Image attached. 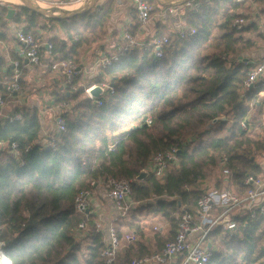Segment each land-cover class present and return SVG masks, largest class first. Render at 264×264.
<instances>
[{
  "label": "trees",
  "instance_id": "obj_1",
  "mask_svg": "<svg viewBox=\"0 0 264 264\" xmlns=\"http://www.w3.org/2000/svg\"><path fill=\"white\" fill-rule=\"evenodd\" d=\"M149 1L158 11L159 2ZM194 4L199 5L198 11H187L183 17L196 34L180 38L176 30L158 25L159 34L170 39L162 58L152 50L135 51L100 70L95 84L109 86L99 99L101 106L86 97L83 87L67 88L55 97V104L76 102V106L54 149L38 144L37 109H17L21 120L0 121V144L8 145L0 148V241L6 243L4 252L12 264H105L100 252L106 233L96 232L94 224L86 232L78 231L84 215L76 211L75 199L93 182L130 181V200L146 202V209L152 208L176 232L177 213L194 212L212 184L214 189L230 187L223 174L224 158L238 192L245 190L247 176L264 173V164L256 159L263 143L251 136L252 130L258 131L241 126L249 104L263 88L244 92L247 74L256 65L234 63V57L258 48L244 34L256 25L241 30L232 26L241 16L236 13L241 6L237 0H194ZM10 9L15 14L8 20ZM112 11L111 5L94 6L75 16L56 18L23 5L0 3V39L7 38L9 22L40 38V31L51 32L57 22L66 30V41L55 36L48 42L50 50L42 47V55L49 52V67L64 60L80 65L82 49L105 38ZM132 26V32L139 29L137 19ZM224 54L231 60H223ZM3 66L0 58V94L10 101L6 88L13 72L2 76ZM20 83L23 86L22 78ZM147 119L152 121L150 126ZM228 123L226 136L214 141L200 138ZM12 143L20 147L19 158L9 154ZM172 148L178 150L177 164L162 176L150 173L139 179L158 153ZM218 169L221 175L215 179ZM235 220V230L215 229L209 235L212 256L207 264H264V216L254 220L236 216ZM172 239H163L160 250ZM183 259L180 256L177 264Z\"/></svg>",
  "mask_w": 264,
  "mask_h": 264
},
{
  "label": "built area",
  "instance_id": "obj_2",
  "mask_svg": "<svg viewBox=\"0 0 264 264\" xmlns=\"http://www.w3.org/2000/svg\"><path fill=\"white\" fill-rule=\"evenodd\" d=\"M32 2H42L45 5L48 2L43 0H30ZM90 0H70L67 3H62L63 8H70L75 5L88 2ZM134 12L137 14L139 29L136 33L125 31L120 42L114 47L113 51L100 56L94 63L99 68H108L120 61L129 53L135 51L147 52L152 50L156 58H162L165 54V49L170 43L168 36L152 35L149 31L151 22L154 19L155 8L149 0H125ZM243 0H237L242 2ZM256 1V0H253ZM20 3V2H19ZM19 5V4H18ZM165 8V14L181 15L185 11H198L199 5L194 4V0H175L161 3ZM60 8V7H57ZM185 19V18H184ZM182 19V20H184ZM185 21V20H184ZM248 25V20L243 17L233 21L232 26L241 30ZM180 38H185L188 35L196 34L195 29L188 28L187 24L182 22L177 30ZM17 40L20 43L19 57L20 60H26L34 66L43 65L42 47L47 46L42 42L40 37L33 34H27L23 30H18L16 34ZM49 50L52 48L48 46ZM223 60H231L229 55H223ZM20 60L13 63V74L11 82L6 88V92L10 98H15L21 92V76L22 68ZM50 70L63 79L67 88L73 91H78L80 86L77 82L78 77L82 74V66H79L73 60H64L51 64ZM264 80V63L257 64L251 71L248 72L247 78L244 81V92L250 89L260 88ZM0 84H2L0 80ZM96 87L102 88V95L105 90L109 89L106 85L92 84L84 87L86 97L99 101L100 98L93 96L92 91ZM264 93L260 91L258 95ZM102 97V96H101ZM6 98L0 94V116L3 115L5 108L8 105ZM259 103L258 97L254 98L251 106ZM102 105V101H99ZM68 105L63 103L58 110V114L54 115V131L53 133L43 132V136L39 141V145L44 149H54L59 143V136L66 132L67 117L65 116ZM11 120H21L18 114L11 115ZM264 123V116H263ZM146 124H152L151 119L146 120ZM243 129H250V123L245 120L241 123ZM17 143H12L10 154L15 157H20V149ZM178 163V150L172 148L163 153H158L151 161L149 167L144 170L148 175L150 173L156 176H162L167 171L170 165ZM223 174L229 188L213 189L206 192L198 200L194 212L182 210L178 214V226L176 234L172 240L165 243L161 250L156 253L145 255L140 258H133L126 264H175L180 256L184 259L181 264H207L212 256V249L208 247L209 235L215 229L223 231L235 230L238 222L236 216H249L254 220L259 216H264V173L259 176H247L243 185L245 190L238 192L232 186L233 170L228 167V158L223 160ZM97 183L93 182L91 188L82 190L75 199V209L78 213L84 215V219L78 226V231L83 233L88 231L90 226V209L92 204L93 189ZM108 191V196L114 204V207L120 218H125L130 211L137 205L130 200L131 182L128 180H119L109 178L103 182ZM96 232H102V224L93 222ZM155 232L162 231V227H155ZM107 240L105 247L101 250L100 255L104 259L105 264H121L118 261V252L122 243H133L136 241V235L120 234L116 227L109 226L106 230ZM6 243L0 241V264H12L10 258L5 254L4 247Z\"/></svg>",
  "mask_w": 264,
  "mask_h": 264
},
{
  "label": "crops",
  "instance_id": "obj_3",
  "mask_svg": "<svg viewBox=\"0 0 264 264\" xmlns=\"http://www.w3.org/2000/svg\"><path fill=\"white\" fill-rule=\"evenodd\" d=\"M238 3H241V6L236 11V13L241 15L240 17L248 20V25H246V27L256 25L254 28L247 30V32L244 34L246 38L255 42L256 45H258V48L250 52H246L241 57H234V63H248V61H250L254 65L262 64L264 63V1L243 0L242 2ZM159 4V10L155 11L154 19L150 23L151 26L149 27V31L152 35L167 36V34H159L157 28L160 24H165L167 28L177 31L182 22L186 23L183 16L187 11L183 12L181 15H171L168 13L165 14L164 6H162L161 3ZM80 5L81 7H78ZM108 5L112 6L113 11L110 20L106 25L105 38L89 47L82 49L79 66H82L83 72L78 77L79 85H82L81 83L84 81H87L86 86L96 83L97 77L100 76V70L104 68H99L94 65L95 61L103 54L113 51L117 43L120 42V38L125 31L132 32V25L136 23L137 16L129 3H127L125 0H90L70 8H65L66 10L88 11L94 6L106 7ZM54 24L55 26H53V28L52 25L50 26L52 28L51 32L40 31L38 33V35L41 36L42 42L47 45L45 46L47 50H49L48 46L50 45L48 42L55 36L58 37V40L66 41V30L61 27L60 23L56 22ZM18 30L23 29L21 26L9 22L7 28V38L5 40L0 39V58L4 60V66L1 69L2 76L7 75L9 72L11 74L14 69V61L20 59L18 53L19 44L16 37ZM137 31L132 33H136ZM71 46V43H68V47ZM49 55V52H44V61L43 65L41 66H34L29 64L26 60H22L23 65L21 78L23 86L21 92L16 95L15 98H11L10 101H8L9 103L5 108L3 115L0 116V121L3 122L9 119L11 115L16 114L17 109H37L41 124V132L37 140L38 143L43 136V132L46 131L49 134L53 133V117L54 115L58 114V107L63 104H55V97L67 91V87L64 84L63 79L50 70L49 64L51 62V58ZM260 86L264 90V80ZM257 97L259 99V103L254 106H251V103L249 104L250 111L246 117V120H248L251 127L256 123V119L258 121L261 120V124L264 125V93L257 95ZM66 104L68 105V103ZM67 114L68 113L66 112V117ZM7 147L8 145L6 144H0V148ZM149 202L152 201H148L147 203ZM145 205L146 202L138 203L135 207H133L127 217L120 218L113 202L108 196V191L105 188L103 182L97 183L93 189L92 204L90 209V216L92 218L90 220V224H93V222L101 223L103 227L102 232L104 233H106L105 231L109 226H113L117 228L120 234L133 233L137 237L136 241L131 244L125 242L122 243V246L118 252V261L121 264H126L131 259L136 257L140 258V256H142L143 253H146L147 251L151 253L157 252L161 248L163 239L174 238L173 236L176 232L172 225L164 218V223L159 225L162 227V231L155 232L154 228L156 225L152 229L149 227V223L153 220L148 222V216L151 215L153 219H156L159 217V215H156L152 208L146 209ZM175 264H177V262Z\"/></svg>",
  "mask_w": 264,
  "mask_h": 264
},
{
  "label": "rangeland",
  "instance_id": "obj_4",
  "mask_svg": "<svg viewBox=\"0 0 264 264\" xmlns=\"http://www.w3.org/2000/svg\"><path fill=\"white\" fill-rule=\"evenodd\" d=\"M43 1H46V2H48L47 4H49V3H51V4H49V5H45L44 3H42V2H33L35 5H36V3L38 4L39 3V5L44 9V8H46V7H49L50 9H54V8H56V9H65V8H63V7H65L64 5H60L61 4V2L60 1H58V0H43ZM0 3H4V4H9V5H18V4H16V3H14V2H9V0L7 1V0H0ZM19 5H21V4H19ZM57 7H60V8H57ZM78 7H81V5L80 6H78ZM48 15H50V14H48ZM61 18H65V17H63V16H60ZM55 32V31H54ZM82 85L80 86V87H85L86 85H87V81H84V82H82L81 83ZM22 87V86H21ZM46 106V105H45ZM75 106H76V102H69L68 103V107L66 108V111H67V119H68V117H72V115H74L75 114V111H74V108H75ZM230 125H231V123H228V125L227 126H225V127H223L221 130H219V131H217V127L216 128H214V130H212V131H210V132H208V131H206V129H204V130H202L203 132L204 131H206L207 133L206 134H204L203 136H201L200 138H203V139H206V138H208V139H212L213 141H214V139H216V138H222V137H224V136H226L227 134H228V128L230 127ZM253 127V129H256L258 132L257 133H255L254 132V130H252V132H251V136L253 137V138H255V139H257V141H261L262 143H263V147H264V130L263 129H260V126H259V121L256 119V123L252 126ZM250 130V129H249ZM101 134V133H100ZM257 134H259V135H257ZM199 138V139H200ZM189 140H191V139H189ZM198 140V138L197 139H194V140H191V141H193V142H196ZM256 159H257V161L258 162H260L261 164H264V150L263 151H261V152H259V153H257L256 154ZM220 171H219V169L217 170V171H215L214 173H213V177H215V179H217V178H219L220 177ZM214 189L215 187H214V184H212L210 187H209V190H211V189ZM152 202H154L153 200H152ZM152 202H149V203H152ZM147 205V204H146ZM183 208H185V207H183ZM184 210V209H183ZM181 212V211H180ZM179 212V213H180ZM179 213H177L176 214V219H177V217H178V214ZM145 215V214H144ZM151 215H149L148 216V222H150V221H152V222H150L149 223V227H151V229L156 225L157 227H159V225L161 224H163L164 223V219L163 218H161L160 216L159 217H157L156 219H153V217L151 216ZM153 223V224H152ZM155 231V230H154ZM82 238L84 237V235H82L81 236ZM80 237V238H81Z\"/></svg>",
  "mask_w": 264,
  "mask_h": 264
},
{
  "label": "water",
  "instance_id": "obj_5",
  "mask_svg": "<svg viewBox=\"0 0 264 264\" xmlns=\"http://www.w3.org/2000/svg\"><path fill=\"white\" fill-rule=\"evenodd\" d=\"M19 2L21 3V5L23 6H26V7H29L35 11H37L38 13L42 14V15H45L47 17H56V18H61L60 16H63V17H71V16H75V15H78L80 13H83L84 10H66V9H57L55 11V13H46L44 12L40 6L38 5H35L32 1L30 0H19ZM159 3H166L167 1L166 0H158ZM15 14V10L14 9H10L9 12H8V15H7V19L10 20L13 18ZM50 14V15H48ZM28 62V61H27ZM92 94L94 97L96 98H101L102 96V88L101 87H96L93 91H92ZM222 120H226V118H223ZM148 173H146L145 171L142 172V174L140 175L139 179L142 180L145 176H147ZM208 247L210 249H212V244L209 243L208 244Z\"/></svg>",
  "mask_w": 264,
  "mask_h": 264
},
{
  "label": "bare ground",
  "instance_id": "obj_6",
  "mask_svg": "<svg viewBox=\"0 0 264 264\" xmlns=\"http://www.w3.org/2000/svg\"><path fill=\"white\" fill-rule=\"evenodd\" d=\"M8 1V0H7ZM166 1H175V0H166ZM9 2H14V3H16V4H21V3H19V0H9ZM36 5H38V6H40L39 5V3L37 4L36 3ZM41 7V6H40ZM41 9L44 11V12H46V13H55V11L57 10L56 8H54V9H50V8H45V9H43L42 7H41ZM77 9V8H76Z\"/></svg>",
  "mask_w": 264,
  "mask_h": 264
}]
</instances>
